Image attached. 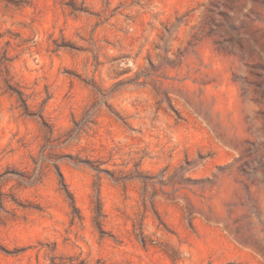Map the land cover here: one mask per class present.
<instances>
[{
    "label": "rangeland",
    "instance_id": "rangeland-1",
    "mask_svg": "<svg viewBox=\"0 0 264 264\" xmlns=\"http://www.w3.org/2000/svg\"><path fill=\"white\" fill-rule=\"evenodd\" d=\"M0 264H264V0H0Z\"/></svg>",
    "mask_w": 264,
    "mask_h": 264
}]
</instances>
